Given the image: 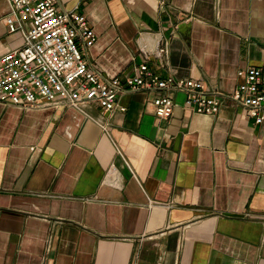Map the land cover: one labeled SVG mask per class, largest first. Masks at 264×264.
<instances>
[{"label":"crops","instance_id":"0c3cea01","mask_svg":"<svg viewBox=\"0 0 264 264\" xmlns=\"http://www.w3.org/2000/svg\"><path fill=\"white\" fill-rule=\"evenodd\" d=\"M59 5L87 16L86 60L104 79L146 62L228 94L240 71L264 76V0ZM10 11L0 0V55L24 44ZM170 95L169 120L155 116L158 91L128 90L114 113L0 102V264H264V123L230 100L207 115Z\"/></svg>","mask_w":264,"mask_h":264},{"label":"built area","instance_id":"2783aa9c","mask_svg":"<svg viewBox=\"0 0 264 264\" xmlns=\"http://www.w3.org/2000/svg\"><path fill=\"white\" fill-rule=\"evenodd\" d=\"M6 17L10 34L21 33L23 46L0 55V102L5 106L69 107L80 110L86 104L97 105L107 113L126 112L118 104L122 93L158 91L153 101L155 116L169 120L175 111L170 95H185L184 106L196 114L215 115L232 101L245 109L256 125L264 123V76L260 68L238 73L243 82L228 94L209 91L202 81L164 79L153 74L147 63L128 77L104 79L90 69L86 51L97 43V35L85 14L77 8L64 11L60 0H9ZM90 0H81V3ZM165 3V0H160ZM169 55L168 43H160L155 57ZM116 174V168L109 171Z\"/></svg>","mask_w":264,"mask_h":264}]
</instances>
